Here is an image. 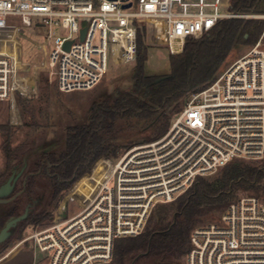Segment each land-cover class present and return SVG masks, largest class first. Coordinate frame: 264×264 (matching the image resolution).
<instances>
[{"label":"built area","instance_id":"obj_1","mask_svg":"<svg viewBox=\"0 0 264 264\" xmlns=\"http://www.w3.org/2000/svg\"><path fill=\"white\" fill-rule=\"evenodd\" d=\"M224 0H0V101L18 122L21 26H60L48 66L61 92L91 90L112 62L135 63L138 32L171 54L183 52L229 18ZM131 4L130 7H125ZM86 30L84 39L82 31ZM52 33V34H51ZM71 42L69 49L67 44ZM264 158V29L254 47L206 89L191 92L168 132L118 157H100L65 191L63 215L25 238L48 264H108L115 241L145 232L159 204L174 202L195 180L235 160ZM186 264H264V196L232 202L214 221L195 228ZM48 255V256H47Z\"/></svg>","mask_w":264,"mask_h":264},{"label":"trees","instance_id":"obj_2","mask_svg":"<svg viewBox=\"0 0 264 264\" xmlns=\"http://www.w3.org/2000/svg\"><path fill=\"white\" fill-rule=\"evenodd\" d=\"M230 11L238 15L263 14L264 0H231ZM263 29L264 22L254 18L221 20L203 38L189 39L182 53H169L172 78L155 83L161 76L146 71L149 47L145 44L146 28L141 27L138 57L128 87H117L111 99L96 102L82 123L68 129L64 149L48 156L54 164L53 176L45 174L51 187L50 205L89 172L100 157H118L135 144L158 140L170 127L172 116L182 110L185 97L209 87L236 52L259 40ZM6 154L7 165L0 174V185L10 178L18 158L17 151L9 146ZM221 169L223 175L218 185L199 177L196 188L154 209L149 230L136 237L117 239L113 264H131L139 255L136 264L147 259H153L154 264L169 258L179 260L189 252L191 232L208 213L207 206L225 201L231 188L243 189L251 196H264L260 186L263 171L245 165L242 160ZM33 185L26 189V194L33 192ZM225 204L228 207L231 203ZM24 206L19 211L23 212ZM45 213L31 214L23 220L18 238L23 236L30 220Z\"/></svg>","mask_w":264,"mask_h":264},{"label":"rangeland","instance_id":"obj_3","mask_svg":"<svg viewBox=\"0 0 264 264\" xmlns=\"http://www.w3.org/2000/svg\"><path fill=\"white\" fill-rule=\"evenodd\" d=\"M230 4L231 0H224L221 10L228 11ZM258 15L261 14H257V16ZM37 22L38 18H34L32 21V28L21 26L17 36L20 44V72L23 77L29 79L30 83L28 93H17L18 122L14 123L11 120L10 102L8 100L0 101V174L6 169V148L8 146L18 153V158L15 163H19L20 167L15 174H22L25 171L28 172L33 170L38 162L39 154L43 151L59 152L63 150L68 129L82 123L83 119H85L96 102L111 99L114 96L115 88L125 89L128 87L130 76L135 67V63L120 64L118 62H112L110 70L102 81L93 89L69 93L61 92L57 87L54 71L48 66V59L54 38L56 36H65L67 31L63 30L60 26H53L52 32H54V34L51 33L53 37L48 39L47 35L49 32L45 28L37 27ZM145 44L149 47L148 60L146 62L147 73L161 77L170 75L171 65L168 49L161 45L151 43L148 39V31L145 32ZM254 45L242 47L240 51L236 52V55L231 58L221 73L238 59L246 55ZM180 112L172 116L171 125ZM168 130L163 135H165ZM143 144L147 143L135 144L132 147ZM127 150H123L119 156ZM240 160H242L245 165L263 171L264 174V158ZM222 175L223 169H219L202 178L208 183L218 185ZM197 179L190 189L196 188L197 185H199ZM8 180L9 178L2 183L0 187L6 184ZM260 186L263 188L262 192H264V176L260 181ZM190 189L188 191H190ZM32 195L35 198V203L31 208H28L30 213L29 216L31 214H40L43 211L46 213L43 217L34 218L26 224L24 230L25 235L29 234L31 230L41 229L52 224L63 215L65 192L59 196L54 205H50L51 187L49 183L39 180L34 186ZM228 195L229 197H227L225 201L207 206L209 210L208 213L202 218L203 220L196 224L195 228L210 223L218 218L227 207L225 204L226 201L227 203H232L241 197L251 196L248 192L240 188H231L228 191ZM152 215L153 213L148 220L145 231L149 230L152 226ZM24 246L30 247V244L25 243ZM25 247L10 254L12 251L11 246L4 254L0 255L1 258L4 255H8V253L10 254L1 261L0 264H30V256L32 253ZM186 256L187 255L181 257L179 260L169 258L159 264H186ZM37 258L38 260H43L45 254L37 252ZM113 260L114 257L108 264H113ZM154 263L155 261L153 259H147L140 264ZM35 264L40 263L37 262Z\"/></svg>","mask_w":264,"mask_h":264},{"label":"flooded vegetation","instance_id":"obj_4","mask_svg":"<svg viewBox=\"0 0 264 264\" xmlns=\"http://www.w3.org/2000/svg\"><path fill=\"white\" fill-rule=\"evenodd\" d=\"M53 153H56V152L43 151L42 153H40L38 156V162L36 164V167L31 171L23 172L19 176V178L17 179V181L15 183V188L13 189V192L11 194H9L8 196L3 198L4 200H7L8 202L0 204V231L6 226V224L10 220L22 216L23 214H25V212L27 211L28 208H31L34 205L35 198L33 197L32 192L29 194H26L25 193L26 189H28V188H29V190L32 189V184H34L33 186H35V184H37V182L39 180H43V181L49 183V181L47 180V177H45V174L49 175L50 177L53 176L52 168L54 167V164H52L50 162V159L48 157L50 154H53ZM19 167H20L19 163H16L14 165V170L12 171L11 176H13L15 174V172L19 170ZM15 175H18V174L16 173ZM21 197H22V199H21ZM23 205H25L24 211L23 212L19 211L20 207H22ZM21 222L18 223V225H17L15 231L13 232L12 236L0 244V255L4 254L6 252V250H8L11 246H12V249H11L12 251L10 254L15 252L18 248H21L22 246L24 248L25 243H29L30 247H25V248L32 253L30 256V258H31L30 264H35L37 262L40 264L47 263L45 261V259L38 260L37 252L38 253H40V252L36 251L34 249V247L31 246L32 244L30 242L24 241V238L28 234L25 235L23 233V236L21 238H18V231L21 227ZM10 254L8 253V255L2 256L0 258V262L3 261L5 258H7ZM133 261H132V263H133ZM134 264H136V262Z\"/></svg>","mask_w":264,"mask_h":264},{"label":"water","instance_id":"obj_5","mask_svg":"<svg viewBox=\"0 0 264 264\" xmlns=\"http://www.w3.org/2000/svg\"><path fill=\"white\" fill-rule=\"evenodd\" d=\"M130 6H131V4L126 5L125 7H130ZM85 34H86V30H83L82 35H81L82 39H84ZM70 44H71V42H69L67 44V49H69ZM170 78H172V75L162 76V77L156 79L155 83H160V82L166 81ZM20 175L21 174H18V175L14 174L13 176H11L9 178V180L6 184H4L3 186L0 187V204L8 202L7 200H4L3 198L8 196L9 194H11L13 192V189L15 188V183H16V181ZM28 215H29V210L27 209L25 214H23L20 217H17L15 219L10 220L6 224V226L0 231V244L12 236V234L15 231L18 223L21 222L22 220L26 219L28 217ZM140 256L141 255H139L137 258H135L132 264H134Z\"/></svg>","mask_w":264,"mask_h":264},{"label":"crops","instance_id":"obj_6","mask_svg":"<svg viewBox=\"0 0 264 264\" xmlns=\"http://www.w3.org/2000/svg\"><path fill=\"white\" fill-rule=\"evenodd\" d=\"M21 248H23V247H21ZM21 248H18V249H21ZM18 249H17V250H18ZM17 250H16V251H17Z\"/></svg>","mask_w":264,"mask_h":264}]
</instances>
